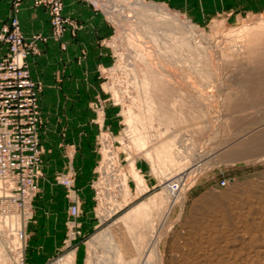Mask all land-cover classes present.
Masks as SVG:
<instances>
[{"label":"rangeland","instance_id":"374dc122","mask_svg":"<svg viewBox=\"0 0 264 264\" xmlns=\"http://www.w3.org/2000/svg\"><path fill=\"white\" fill-rule=\"evenodd\" d=\"M23 1L17 7L16 0L12 1L10 17L0 26V42L7 45V53L9 42L4 29L11 26L16 18L18 31L26 44L24 63L34 82L40 116L36 123L41 151L39 165L36 173L29 169L18 179V183L27 188L33 180L36 186L27 195L32 197L27 207L29 216L27 214L28 217L24 219L21 216L25 231L22 241L25 263L88 264L87 261L92 258L90 264H107L110 259L111 264L115 259L123 260L121 262L124 264L138 261V264H145V260L146 264H264V89H258L257 92L262 95L260 97L256 96L255 88L243 85L251 74L264 73V61L257 62V47L259 44L264 46V0H141L166 9L184 23L194 26L191 39L207 48L205 51H210L215 60L209 68L198 55L179 48L175 59L176 47L174 52H170V58V55L164 58L171 66V73L172 70V74L177 73V80L193 81V85H185L186 89H196L199 94L195 111L190 117L193 118L194 114L197 116L196 112L199 115L197 119L194 117L182 126H176L175 132L173 130L175 154L159 170H155L157 160L148 158L145 152L151 143L143 149L133 145L135 143L129 136L124 115V110L132 106L135 95H143V85L139 79L142 76L140 70L144 71L145 68L142 61L136 59L129 35L126 36L129 29L122 25L120 11L114 7L118 3L130 5L135 0H85L103 14L112 27V34L100 38V54L91 51L89 46L76 50L77 65L98 68L94 78L100 83L99 89L78 91L83 99L80 105L60 107L59 104L55 108L65 110L67 118L76 112L82 114L86 122L83 123V132L91 136L88 141L93 142L95 147L93 151L86 146L76 149L69 142L67 126L71 123L68 120L61 133L64 152L59 147L55 152L48 151L43 144V83L39 76L32 75L29 57L41 53L38 42L47 43L50 39L59 43L61 51H67L66 35L70 33L73 39L79 41L84 23L65 15V0H61L59 16L52 9V4L36 5L32 0L34 5L48 9L51 31L49 35L36 34L28 40L22 32L19 18ZM255 36L259 40L252 43ZM134 37L137 39L136 35ZM141 39L138 38L139 42ZM231 39L233 43H229ZM144 40L141 45L146 42ZM225 41L231 45L225 46ZM218 50H222L225 56ZM101 53L109 58L102 59ZM247 53L252 55L250 59L246 57ZM213 66H217L214 69L218 71ZM253 67H257L254 72ZM134 68L137 70L135 73ZM236 90L240 94L237 92V96L230 100L228 94ZM73 94L72 90H68L66 96L70 99ZM151 124L149 127L153 129L148 127L147 130L152 136L162 130L163 134H167V127L159 120L156 122L155 119ZM197 128L199 130L194 134ZM58 133L50 131V134H46L47 140L51 142V138ZM239 143H246L249 147ZM131 162L145 180L147 188L144 192L139 190L131 174ZM160 171L165 173L164 178L158 173ZM166 176L170 179H166ZM200 179L204 182L196 187L201 188V195L189 197V192ZM223 179L228 180L227 185H221ZM169 183L170 187L167 185ZM175 184L179 189L172 188ZM49 195L66 197V220H58L52 238L45 239L41 234L29 235L28 226L36 220L34 200ZM84 197L93 201L88 216L83 209ZM147 198L154 200L156 207L145 218L129 223L122 220L120 216ZM74 206L77 207L75 214ZM101 212L106 215L104 220L101 219ZM111 244H116L119 257L115 258V252L110 250ZM2 245L9 257L6 264H13L16 251ZM148 252L151 254L148 255L149 259L146 258ZM115 261L113 264H116Z\"/></svg>","mask_w":264,"mask_h":264},{"label":"bare ground","instance_id":"6f19581e","mask_svg":"<svg viewBox=\"0 0 264 264\" xmlns=\"http://www.w3.org/2000/svg\"><path fill=\"white\" fill-rule=\"evenodd\" d=\"M127 1L128 0H125V2H127ZM131 2H133V0ZM114 8L116 11H120L119 13L121 16L120 18L122 21V25H124V27L126 29L127 28L129 29V30H127L128 34H126V33L125 34L127 37L129 35L128 38H129V40H131L130 43H131V46L133 48V51L135 52L136 59L142 61V63L144 64V68H145L144 71L140 70V73L142 76L140 77L141 79H139L142 81V83L141 82L140 83H141V85H143V87L141 88L143 95H139V93H137V95H135L136 96L135 99L134 98H133L134 100L131 99L133 101V104H131L132 106H130V107L128 106V109L126 107L127 110H124V115H125V120H126L125 122H127V125L129 126L128 133H129V136L132 139L133 143H135L133 145H136L137 148H142V149L146 148V146H148L149 143H151L150 144L151 147L148 148L147 150H145L146 155L149 156L148 158L152 157L153 159L157 160L158 164H155V167L157 166L156 168L154 167L155 170L156 169L159 170V168L163 169L164 163L166 161H170V159H172V157H173V154H175V148H174V144H173L175 141V138H174L175 136L173 135V130L176 128V126H182L184 123L192 120L194 117L197 119V116L199 115V113L196 112L197 116L194 114L193 118L190 117V115H192L191 113H193L195 111L194 108L196 107V105L198 103L197 97H199V94H198L196 89L194 91L190 90V89L189 90L186 89L185 85L188 84L191 86V85H193V81L188 83L185 81L183 82L182 80L180 81L179 79L177 80V76L175 75L177 73L174 72L175 74H172L173 70L171 73V69H169V67L171 68V66H169L167 61H165L166 59H164V58L165 57L168 58V56L170 55V52L173 51L174 47H176V54H174L175 56L177 54H179V53H177V48L182 49V50H187L188 52H192V53L198 55L200 57L199 59L201 61H204L209 66V68H210V66L213 65L215 60H214V57L212 56V54L209 53L210 51H208V52L205 51V49H207V48L204 49V46L202 44H200L197 41H193L191 39L190 34H192V36H193L194 26H192L189 23H184L177 16L171 15L170 13H168L166 11V9H163V8L156 6V5H153V4L143 3V1H141V0H135V2L131 3L130 5L129 4L124 5L122 3H118L116 5V7H114ZM117 16H119V15H117ZM234 34H233V36H234ZM135 35L137 36V39H135V37H134ZM231 36H232V34H231ZM235 37H232V38H235ZM128 38H126V39H128ZM138 38H142L141 42H143V39H145L144 42L146 41L145 42L146 45H145V43H142L143 45H141L140 44L141 42H139ZM187 39H188V41H187ZM232 40L233 39L229 40L230 42L228 40L227 41L229 43H231ZM258 40L259 39L255 36L252 38V43H256V42H258ZM137 41L139 43H137ZM222 43H223V41H222ZM229 43H227V45H225V46L231 45ZM218 46H220V45H217V47ZM234 46H236V45H234ZM227 48H229V47H227ZM257 48H258V53H259V55H258L259 60H257V62L261 63L262 61H264V46L259 44ZM217 49L218 48H216V50ZM220 49H221V47H220ZM218 51L220 52V50H218ZM179 52H181V51H179ZM221 52H222V50H221ZM187 53L185 52V54H187ZM180 54H182V52ZM222 54H223V52H222ZM245 55L248 59H250L252 57V55L249 53H247ZM177 56L175 57V59L177 58ZM224 56H223V59L225 58ZM170 57H171V55L169 56V58ZM221 57H222V55H221ZM180 58H182V56H180ZM228 58H229V54H228ZM175 61H177V60H175ZM217 61H218V59H217ZM222 61L224 63V60H222ZM228 61H229V59H228ZM198 63H199V61H198ZM166 64H168V67ZM199 65L201 66L200 63H199ZM199 65H198V67H199ZM216 67L213 66V69ZM191 68L194 69L193 66H191ZM253 68L254 69L252 71L254 72V70L257 69V67H253ZM135 69L136 68H134V70ZM178 71L179 70H177V72ZM208 71H210V70H208ZM215 71H218V70H215ZM135 72H137V70H135L134 73ZM137 75L138 74H136V76ZM259 78L262 80L258 81ZM136 80H137V78H136ZM137 85H140V84H137ZM137 85H135V86L137 87ZM243 85H246L245 87L248 86V87L255 88L256 90L254 92H255L256 96H260L261 93L257 92V91L259 88L264 89V73H262V75H256V76H254V74H251V76L248 77L246 83L245 84L243 83ZM139 87H137V88H139ZM192 89H194V88H192ZM237 90L233 91L232 94L231 93L228 94V98L230 100L234 99L237 96V94L239 93ZM252 95H254V94H252ZM181 96H182V100L183 99H185V100L180 101ZM183 96H184V98H183ZM185 97H187V98H185ZM188 107H190V109H188ZM155 119H156V122L159 120L162 123V125L164 124L167 127V131H166L167 134L166 135L162 133L163 130H162V132H160V130H159V132L162 134L156 133L158 135L152 136L150 134L151 133L150 130H147V128L149 127L151 122L154 121ZM153 125H154V123H153ZM158 126L156 128H159ZM151 127L152 126H150L149 129H151ZM198 128H197V130H195L194 134H197L196 131L198 132V130H199ZM152 129H153V127H152ZM154 129H155V127H154ZM164 130H166V129H164ZM152 131H154V130H152ZM155 131L157 132L158 130L156 129ZM166 132L164 131V133H166ZM174 132H175V130H174ZM164 135H165V139L162 140V137ZM247 140L248 139H246V141ZM249 140H251V139L249 138ZM152 141H154V143ZM242 143H239V145ZM251 143L253 145V142H251ZM244 144H246V143H244ZM244 144H242V145H244ZM261 144H262V142H261ZM258 145H260V143ZM247 147H249V146L247 145ZM253 147H254V145H253ZM159 164H160V166L158 167ZM131 165H132V173L131 174H133L132 176L137 181L139 190H141V192H144L146 190L145 187L147 188V186H145V180H144L143 176L140 174V172L138 171V169L135 167L134 162H131ZM158 173H161L162 177H163V174H165V173H163V171H160ZM166 177H167L166 179H170L168 176H166ZM125 182H124V184H125ZM170 183L167 184L169 187L171 186ZM126 195H129V193H126ZM155 204H156V202L154 200L147 198V199L139 202L138 204H136L132 208H130L125 214H123L120 217L122 218V220L124 219V221L126 223L134 222L135 220L138 221V219L145 218L148 215V213L150 212V210H153L156 207ZM120 206H122V204ZM101 215H102L101 219L104 220L106 217L105 213L102 214V212H101ZM5 220H6V223H8V222L14 223L16 221V218L15 217H10V218L8 217ZM2 235L5 237L4 234H2ZM6 236H7V234H6ZM2 241H4V240H2V237L0 236V264H6L7 258H9V257L7 256V252L3 248L4 246L2 244H4V243ZM12 242L13 243L15 242L14 239H12ZM111 245H113V244H111ZM109 247H110V245H109ZM145 247L147 248V246H145ZM145 247H143V248H145ZM153 248L151 247V249H153ZM110 250H113L115 252L114 253L115 258L119 257L120 252L117 251L116 244H114L112 246V249H110ZM146 250L144 252H146ZM94 252H95V250H94ZM149 252L146 253L147 256L145 254L146 258L148 257V259H149V256L151 255ZM108 254H110V253H108ZM91 257H93V255H91ZM110 257H112V256H110ZM143 257H144V255H143ZM112 258L115 259L114 257H112ZM108 260H106V261H108ZM110 260L107 262V264H111ZM115 260H117V263H118V261L119 262L123 261L120 259H115ZM115 260H113L112 262L114 263ZM136 260L138 261V259H136ZM141 261H143V260H141ZM9 262H10V260H9ZM87 262H88V264H90L92 262V258H90ZM138 262H136V263L134 262V263L138 264ZM146 262L147 261L145 260L144 263L146 264ZM115 263H116V261H115ZM122 263L124 264L125 262H121L120 264H122ZM128 263L132 264L131 262H128Z\"/></svg>","mask_w":264,"mask_h":264},{"label":"crops","instance_id":"0c3cea01","mask_svg":"<svg viewBox=\"0 0 264 264\" xmlns=\"http://www.w3.org/2000/svg\"><path fill=\"white\" fill-rule=\"evenodd\" d=\"M13 0H0V26L6 22L11 14ZM64 13L66 16L74 18L84 23V28L79 34V41L73 39L68 33L66 41L68 42V50L61 51L59 43L50 39L47 43L38 42L41 50L39 55H30L32 75L39 76V80L43 83V91L41 94V106L44 116L45 125L42 132L43 144L48 151L55 152L59 147L62 151L61 144L63 137L61 135L65 126L68 124V138L70 143L74 144L76 149L91 148L94 150L93 142L88 141L91 136L83 132L86 123L83 115L73 113L68 119L64 113L65 110L55 107L60 104L77 106L82 104L83 99L78 95V91L83 89H99L100 83L94 78L98 73V68H83L76 64L77 51L83 46L91 47V51L100 54L98 44L101 37H108L112 34V27L106 21L103 14L97 9L95 10L90 3L85 0H65ZM19 18L21 21V29L25 37L30 40L36 34L49 35L51 31L50 14L46 7L34 5L32 0H24L21 5ZM90 44V45H89ZM7 51V45L0 42V57ZM97 53V55H98ZM103 55V53H101ZM99 56V55H98ZM109 58L103 55L101 57ZM90 74V76H88ZM72 90L73 96L69 99L66 96L67 91ZM71 101V102H70ZM59 102V103H58ZM68 102V103H67ZM70 103V104H69ZM47 130V132L45 131ZM50 131H58L59 133L52 137V141L47 140L46 134ZM52 136V133H51ZM64 152V151H62ZM203 180L193 187L189 192V197H199L201 188H197L198 184H203ZM86 199V202H85ZM89 197H84L83 209L88 216L90 211ZM35 221L28 226V233L41 234L45 239L53 237L58 220H66L68 213V202L66 197H36L34 200ZM85 216V215H84ZM39 264V263H38Z\"/></svg>","mask_w":264,"mask_h":264},{"label":"built area","instance_id":"2783aa9c","mask_svg":"<svg viewBox=\"0 0 264 264\" xmlns=\"http://www.w3.org/2000/svg\"><path fill=\"white\" fill-rule=\"evenodd\" d=\"M20 1L16 0L15 7ZM33 1L36 5L52 4L54 12L60 15L61 0ZM4 32L9 50L0 57V223L3 222L0 224V236L5 247L17 253L13 264H26L22 254L25 231L21 216L23 219L27 214L29 216L27 207L32 197L27 195L36 186L33 180L32 185L27 188L18 183V179L29 169L36 173L39 165L41 151L36 131L39 111L34 82L24 63L27 51L24 38L18 31V20L14 18L11 26H6ZM199 172L200 170L198 174ZM227 183L226 179L221 181V185ZM174 186V190L179 189L177 184ZM76 212L77 207L74 206L73 213ZM8 217H15L16 221L6 223L5 219Z\"/></svg>","mask_w":264,"mask_h":264}]
</instances>
